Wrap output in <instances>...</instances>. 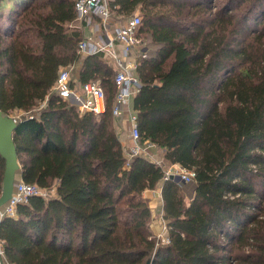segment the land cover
<instances>
[{"label": "trees", "instance_id": "obj_1", "mask_svg": "<svg viewBox=\"0 0 264 264\" xmlns=\"http://www.w3.org/2000/svg\"><path fill=\"white\" fill-rule=\"evenodd\" d=\"M75 1L0 0V110L23 112L15 182L54 188L0 220L7 261L264 264V0H109L116 20L139 9L137 36L158 44L137 56L132 99L158 163L128 159L111 113L114 69L104 52L77 53ZM72 64L81 83L103 87L104 111L81 112L53 91ZM175 163L194 184L164 178ZM4 169L0 154V194ZM158 186L167 242L142 195Z\"/></svg>", "mask_w": 264, "mask_h": 264}, {"label": "built area", "instance_id": "obj_2", "mask_svg": "<svg viewBox=\"0 0 264 264\" xmlns=\"http://www.w3.org/2000/svg\"><path fill=\"white\" fill-rule=\"evenodd\" d=\"M75 13L78 19L83 22V26L89 28L88 35L80 39L76 46V51L81 56L104 52L109 63L114 69V82L116 92L113 97L111 113L114 117L120 116L124 111L129 122L128 138L132 142L125 148L128 159L135 155H143L151 159L149 148L153 144L140 141V131L137 127V116L134 110L129 109L130 100L141 87L140 78L137 74V56H133L132 50L139 45L137 36L141 15L139 9L133 14L114 19L111 15L109 0H76ZM121 46L120 50L115 49V45ZM141 49L140 54L150 55L147 47ZM77 65H65L59 68L53 91L59 96L71 98L79 107L81 112L92 111L102 112L106 108L105 92L103 87L95 80H88L81 83L82 92L77 86L78 77L76 75ZM23 112L13 111L7 115L17 123ZM31 116V115H30ZM155 161V160H153ZM156 163L160 161H155ZM128 165V162L126 163ZM194 171L182 167L173 170L168 167L164 178L169 176L178 177L185 183L192 182ZM54 188H41L34 183L23 180L15 182L13 191L8 200L0 207V220L5 216H15L16 205L25 202L30 196L40 195L45 198L53 196ZM166 228L164 223L162 229ZM158 238L167 242L168 237L158 235ZM0 264H11L4 256L2 245L0 244Z\"/></svg>", "mask_w": 264, "mask_h": 264}, {"label": "crops", "instance_id": "obj_3", "mask_svg": "<svg viewBox=\"0 0 264 264\" xmlns=\"http://www.w3.org/2000/svg\"><path fill=\"white\" fill-rule=\"evenodd\" d=\"M83 32V37L88 35L89 33V28L88 27H83L82 29ZM121 46L116 44L115 45V49L120 50ZM140 53V51L136 50V48L134 47L132 50V55L133 56H138ZM79 66H77L76 68V75L78 77V71H79ZM79 82V81H78ZM133 99V98H132ZM130 100L129 103V109L130 111L133 110V100ZM114 122H115V126L117 129V132L119 134V138L121 140V143L123 144V146L129 147L132 142L129 141V138L126 137V131H128L129 128V122L127 119V114L123 111L120 116H116L114 117ZM145 144V142H144ZM149 153L151 154V159L155 160V161H160L161 160V155H162V150L157 148L156 146L152 145L149 148ZM170 168H172L173 170H177L178 168H180L179 164L175 163L172 165H168ZM143 197L148 199L149 201V207L151 210V222H150V228L152 230V233L155 236L158 235H163V236H167V229H162L165 221L162 218V214H163V200H162V196H161V186H158L155 189H146L143 191L142 193ZM188 197L191 196L190 194H187ZM1 244V241H0Z\"/></svg>", "mask_w": 264, "mask_h": 264}, {"label": "water", "instance_id": "obj_4", "mask_svg": "<svg viewBox=\"0 0 264 264\" xmlns=\"http://www.w3.org/2000/svg\"><path fill=\"white\" fill-rule=\"evenodd\" d=\"M155 52L156 50L153 52V55ZM15 124L16 123L6 113L0 110V154L5 160L2 191L0 194V207L5 204L10 197L16 176L19 174V163L17 160L16 148L12 139V130ZM176 179L180 180L178 177H176ZM180 182L184 184L182 180H180ZM188 184H194V182ZM145 264H151V261L148 260Z\"/></svg>", "mask_w": 264, "mask_h": 264}, {"label": "rangeland", "instance_id": "obj_5", "mask_svg": "<svg viewBox=\"0 0 264 264\" xmlns=\"http://www.w3.org/2000/svg\"><path fill=\"white\" fill-rule=\"evenodd\" d=\"M139 41H141V43L135 47L137 51L138 50L141 51V49H144L145 47H147L151 55L158 48V45L153 43V41L151 40L150 34H145V35L140 36ZM77 86L79 87V90L82 92L80 81L77 82ZM126 137L127 138L129 137L128 131H126Z\"/></svg>", "mask_w": 264, "mask_h": 264}]
</instances>
